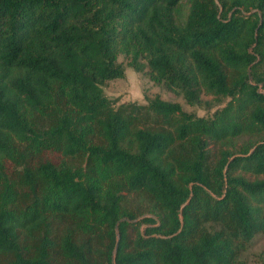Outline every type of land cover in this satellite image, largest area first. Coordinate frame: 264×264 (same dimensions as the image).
Instances as JSON below:
<instances>
[{"label":"trees","instance_id":"obj_1","mask_svg":"<svg viewBox=\"0 0 264 264\" xmlns=\"http://www.w3.org/2000/svg\"><path fill=\"white\" fill-rule=\"evenodd\" d=\"M119 53L229 101L116 104ZM260 233L264 0H0V264H249Z\"/></svg>","mask_w":264,"mask_h":264},{"label":"rangeland","instance_id":"obj_2","mask_svg":"<svg viewBox=\"0 0 264 264\" xmlns=\"http://www.w3.org/2000/svg\"><path fill=\"white\" fill-rule=\"evenodd\" d=\"M184 8L187 9V5ZM117 60L123 65L125 76L108 80L103 85L107 97L114 100L116 104L131 101L146 103L147 99L158 95L164 100L178 102L182 109L189 113L210 117L229 101V98L203 94L197 104H191L182 94L172 92L164 84L152 79L148 68L143 71H136L131 64L130 57L124 53H119ZM244 141L245 139L239 141L237 145L238 149L248 143ZM242 258L249 264H264V233H260L254 237L247 250L242 254Z\"/></svg>","mask_w":264,"mask_h":264}]
</instances>
